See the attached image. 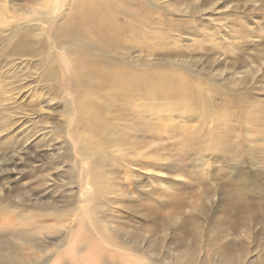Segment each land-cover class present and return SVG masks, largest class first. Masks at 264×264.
Listing matches in <instances>:
<instances>
[{
    "label": "rangeland",
    "instance_id": "374dc122",
    "mask_svg": "<svg viewBox=\"0 0 264 264\" xmlns=\"http://www.w3.org/2000/svg\"><path fill=\"white\" fill-rule=\"evenodd\" d=\"M5 1L11 12L2 13L1 0L0 20L9 15L24 19V22L30 25L33 22L38 23L35 20V12L51 11L54 3V0H49V5L44 9L36 4L35 0ZM68 1L71 2L63 0V3ZM93 1L98 0L77 1L80 3L70 10H78L79 6H83L78 11H84ZM135 1L138 8L141 5L142 9L153 10L151 14L154 23H157L156 28L161 26L158 25L160 18L182 20V32H190L195 24L202 29L200 33L205 32L204 36L199 37L205 49L211 44L212 49L216 45H226V50L229 51L227 54H220L228 67H235L240 72L250 69L249 81L234 89L247 91L245 94H251L254 98H264V82H257L264 81V0H213L202 7L200 12L195 11L192 14L194 8L204 5L203 0ZM10 5L17 10L16 13ZM258 5L262 8L258 9ZM176 9H179L180 13ZM109 10L113 13L108 23L111 27L115 29L118 26L124 30L129 25L123 37L125 44H129L131 40L137 41L140 34L150 33V27L143 23H140L137 32H129L130 18L121 15V11L114 6H110ZM68 11L69 6L61 11L63 15L57 17V20L66 19ZM5 24L0 22V25ZM239 24L243 25L245 30L237 38H244V44H237L236 37L231 39L228 32L233 31L235 27L237 29ZM246 28H250L251 32L248 33ZM31 32V42L38 41L39 36L44 34L38 27H34ZM19 35L12 34V44L17 42ZM188 35L181 34L183 41L175 43L178 47L181 46L182 59L212 62L219 56H207L206 60L205 57L202 59L198 51H194L189 45L193 38ZM211 37L218 38V41H209ZM56 47L53 45L50 49L42 50L41 45L31 43L27 46L26 56L20 57L13 55L12 47L5 39L0 38V190L4 189L0 195L13 207L20 205V200H27V204H37L38 207L23 208L31 210L32 217L40 221L46 218L37 208L46 207V212H57L56 208L63 209L76 204L79 193V185L76 182L78 169L74 166L75 157L70 150L66 129L72 119V116H68L73 108L70 101L75 95L82 97V83L73 67L70 74L66 70V63ZM35 48H40L36 54ZM137 49L145 52L151 50L149 47ZM237 51L241 52L240 59L237 57ZM177 52L179 51L175 50L176 54ZM133 53L134 56L140 57V63L134 62L132 65L131 59L127 60L128 63L122 57L123 62L126 61L125 64L116 60L113 65L131 67L140 79L146 76V72H151V67L154 71V65L164 63L165 59L174 56V53L158 55L157 52H152L151 57L148 52ZM69 55L73 61L83 63L76 52ZM105 64L110 65V62L105 61ZM205 66L210 65L205 63ZM97 67L93 65L84 69L89 72ZM221 67L224 68L223 65ZM140 83L143 84L141 81ZM143 90L138 96L142 98L143 104L133 109H136L134 111H138L141 117L154 118L160 125L148 131H141L140 128L129 130L133 132L130 135L135 139L134 146H138L137 151L133 148L136 156L132 158V162L139 160L140 156H146L145 163L155 162L158 166L156 169L142 165L139 172L128 167L127 176L122 171L119 174L116 182L121 193L115 198V204L110 210L102 214L104 219H95L99 231L103 228L102 221L111 224L114 231L109 233L112 237L107 239L108 242H102L100 237L93 235L87 225L86 230L77 232L78 240L73 241V245L64 246L61 242L49 244L46 240L51 239V231L43 227L36 229L37 238H31L34 246L43 250L44 258H50L47 264H264V138L259 141L260 146L255 147L256 154L242 161L245 164L240 161L241 166L233 165L207 150L213 146L205 147L204 140L197 141V137L203 139L199 134L200 129L209 131L208 126L202 127V123L213 126L210 122L196 119L184 123L180 118L168 116L167 119H156L149 116L150 112L145 113L147 110H154L153 104L149 105L147 100L160 97H166L165 100L181 98L180 95L175 93L153 97L147 94L149 89ZM93 94L94 96L90 97L93 98L91 104L97 106H105V103L110 106L112 98H118L119 101L124 98L123 94H113L108 90L99 91L97 85ZM123 105H120V113L123 115L121 119H127L124 115L127 107ZM103 113L99 112L101 118ZM138 121L144 128L147 122L143 119ZM93 122L97 124L94 118L91 120L92 124ZM79 131L75 133L76 137H81ZM111 132L113 135L127 133L123 132L121 127ZM86 137L87 140L93 141L97 138L88 133ZM251 145L255 146L256 143L252 142ZM244 152L249 153L246 145ZM51 176L52 182L49 179ZM250 184L255 191H251V187L247 186ZM3 222L9 223L12 219H0V224ZM39 235L45 239L41 240L42 236ZM15 240L17 239L9 235L0 236L2 245L19 249ZM53 240L59 241V237L54 236ZM111 241L118 242L120 249L130 251L132 255L122 259L117 257V250L114 247L109 248ZM19 244L24 245L22 242ZM33 252L30 253L31 261L34 258Z\"/></svg>",
    "mask_w": 264,
    "mask_h": 264
},
{
    "label": "bare ground",
    "instance_id": "6f19581e",
    "mask_svg": "<svg viewBox=\"0 0 264 264\" xmlns=\"http://www.w3.org/2000/svg\"><path fill=\"white\" fill-rule=\"evenodd\" d=\"M77 1L80 0H71V2L68 1L67 3H63V0H54L51 11L34 13L35 20L38 23L33 22L31 25L30 23L24 22V19H17L9 15L5 18L6 20H0V22L6 23L5 25H0V38L5 39L7 44L12 47L13 55H19L20 57L26 56V52L28 53L27 46L31 43L41 45L42 50L44 48L50 49L53 45L57 46L56 48L61 53L69 74L72 67L79 74V81L82 83L81 90L83 93L82 97L75 95L70 101V105L73 108L71 109V114L68 116H72V119L67 126L68 129H66L68 130L66 132L71 147L70 150L75 157L74 166L78 169L76 182L79 185V193L77 195V202L67 208H56L57 212H46V207L37 208V210L44 214V218H46L44 221H40L32 217L31 210L28 209V213V210L23 208L25 206L38 207L37 204H27V200H20V205L13 207L0 195V219H12V222H3L0 224V236L1 234L9 235L13 239H17L15 243L20 246L17 249L9 245H2L0 242V264H47L50 258H44L42 255L43 250L38 246H34V241L31 239L37 238L38 234L36 229L43 227L51 231V239L46 240L49 244L61 242L64 246L73 245V241L78 240L77 232L86 230L87 225H89V229L94 236L100 237L102 242H108L107 239L112 237L109 231H114L111 224L102 221L101 226L103 228L99 231L98 226L95 224V219H104L102 214L110 210L109 208L115 204V198L121 193L116 182L119 174L122 171L127 176V172L129 171L128 167L135 168L139 172L141 171L142 165L156 169L158 166L155 162L151 164L150 162L149 164L145 163L146 156H140L138 158L139 160L132 162V158L136 156V148L138 146H134L135 139L130 135L133 132L129 130L140 128L141 131H148L160 125L154 118L146 119L145 116H139L138 114L140 113L134 111L136 109H133L143 104L142 98H138L143 93V88H146V90L149 89L147 94L153 97L173 95L175 93H177L176 95H180L181 98L165 100L166 97H160L147 100L149 105L153 104L154 110H147L145 113L150 112L149 116H154L156 119L160 117L167 119L168 116H172L174 119L180 118V121L184 123L196 119H199L201 122H210L213 126L202 123V127L205 128L208 126L209 131H202L200 129L199 134L203 136V139L196 136L197 141L201 142V140H204L205 147L213 146L209 147L207 149L208 151L213 152V154L219 156L222 160L230 162L233 165L241 166L239 164L240 161L243 164L244 162L242 161L247 157L250 158L253 154L255 155V147L260 146L259 141L264 138V98H254L251 94H245L247 91L243 92L234 89L236 86L246 84L250 76L248 72L250 69L247 68V71L240 72L235 67L229 68L228 64L221 59L222 54H220H227L229 50H226V45H216L212 49L213 44H211L208 45V49H205L199 38L204 36L205 32L202 31L200 33L202 29L199 25L195 24L189 30L190 32H182V20L176 21L172 18L163 20L160 18L158 25L161 26L156 28L155 25L157 23H154V17L151 14L153 10L151 8L142 9L141 5L138 8L137 2H134V0H98L93 1L91 6L87 5L84 11H78L83 6H79L78 10L74 9V11H71L70 9L72 7L80 3ZM212 1L203 0L204 5L194 8L191 14L195 11L200 12L202 7ZM48 2L49 0H35V3L44 9L49 5ZM1 3L2 13L9 14L11 9L7 7V1L2 0ZM147 3L151 5L150 2ZM68 6L67 18L57 20V17L63 15L61 11ZM110 6L116 7L121 11V15H127L130 18L129 32H137L138 26L140 23H143L146 27H150V33L140 34L137 41L131 40L128 42L129 44H125L123 37L129 25L124 30L119 29L118 26L115 29L111 27L108 24L113 14L109 10ZM11 8L15 13L17 12L13 6ZM176 11L180 13L179 9H176ZM84 16L86 18H83ZM34 27L41 29L44 34L39 36L38 41L31 42L30 39L33 36L31 31H33ZM249 29L246 28L248 33L251 32ZM244 30L245 27L239 24L237 29L235 27L233 31L229 30L228 32L230 33L231 39L236 37L237 44H244V38H237L241 36ZM13 33L16 35L20 34L17 42L14 44H12ZM184 33L189 34L188 36L193 38L189 45L194 51H198L197 53L202 59L205 57L206 60L207 56H219L212 62L208 60L203 62L182 59L180 57L183 56L181 46L178 47L175 43L176 41H183L181 34ZM147 36L148 38H144ZM209 41H218V38L211 37ZM215 43L217 44L219 42ZM148 47L151 49H147L149 50L147 51L149 57L153 56L152 52H157L158 55L174 53V56L165 59L164 63L154 65V71H152L151 67V72H146V76L141 79L136 72H133L134 70L131 67L128 68V66L126 67L124 65L115 67L113 65V63H116V60L125 64L128 59L132 60L130 63L132 65H134V62L140 63V57L138 55L134 56L133 52L147 53L138 49L136 50V48L143 50ZM38 50L40 48H35V54ZM175 50L179 51L177 52L178 54L175 53ZM73 52L78 54L83 63L71 59L69 54ZM240 56L241 52L237 51V57L239 59ZM122 57L123 60H126L125 62H123ZM105 61L110 62V65L105 64ZM205 63L210 66L206 67ZM93 65L98 67L93 71H85L84 68ZM222 65L224 68L221 67ZM252 65L254 64L252 63ZM256 74L257 71L254 72V75ZM257 82L264 81L259 80ZM223 84L225 85L223 86ZM96 85L99 91L108 90L112 91L113 94H123L124 98L120 101L118 98H112L110 106L108 103H105V106L91 104L93 98L90 97L94 96L93 92ZM121 104L127 107L124 114L127 119H121L123 117L120 113ZM99 112H104L102 118ZM127 112L128 114H126ZM175 112L181 113L176 114ZM201 114L203 115L201 116ZM92 118L97 121V124L95 122L93 124L91 123ZM141 119L147 122L144 128L139 125L138 120ZM16 124L18 125V123ZM119 127L122 128L123 132L127 131L128 134L113 135L111 131L117 130ZM78 131L82 134L81 137L75 136V133ZM203 132H207L208 134L204 135ZM87 133L97 138H94V141L87 140ZM252 142H255L256 145L252 146ZM245 145L249 153H243ZM133 148L136 151H133ZM151 171L154 172L153 170ZM157 174L159 173L157 172ZM128 176L130 177V175ZM49 179L51 182L53 181L52 176ZM133 179L135 180V178ZM247 180L249 179L247 178ZM247 186L251 187V191H255L253 185L250 184ZM3 191L4 189L0 190V192ZM50 221H55L56 223L48 224ZM54 236H58L59 241L53 240ZM40 239L43 240L45 238L42 236ZM20 242L24 243V245L19 244ZM109 244L111 245L109 248H115L119 253L117 257L119 256L121 259L124 256L132 255L130 251L120 249L117 246L118 242L111 241ZM31 251H34L32 253L34 257L32 261L30 258Z\"/></svg>",
    "mask_w": 264,
    "mask_h": 264
}]
</instances>
